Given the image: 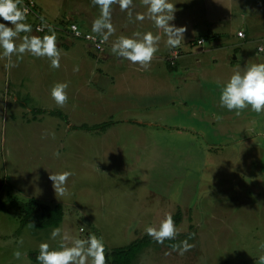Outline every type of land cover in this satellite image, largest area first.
<instances>
[{"label":"rangeland","instance_id":"1","mask_svg":"<svg viewBox=\"0 0 264 264\" xmlns=\"http://www.w3.org/2000/svg\"><path fill=\"white\" fill-rule=\"evenodd\" d=\"M55 1L62 11L46 14L37 3V13L61 36L77 7L64 12L67 0ZM172 2L175 20L186 27L183 46L170 53L159 48L160 60L142 73L126 70L123 61L119 72L129 77L119 85L108 81L104 88L94 81L87 87L84 74L63 62L36 79L31 55L13 68L0 58V264H38L28 254L39 253L43 242L53 249L60 243L49 238L54 228L20 226L18 205L30 199L61 206L58 227L72 237H101L107 253L149 239L133 264H264V113L246 109L237 116L219 107L220 88L241 70L242 59L224 78L215 76L222 70L213 61L216 54L209 41L202 50L211 53L199 54L203 38L197 36L210 25L222 35L241 27L264 37V0ZM212 12L219 15L215 24ZM175 51L178 58L191 53L189 67L181 58L170 66ZM257 60L264 63V53ZM58 82L69 85L62 107L50 95ZM63 171L73 175L68 194L59 197L49 177ZM169 213L179 234L157 244L145 228ZM185 239L195 247L184 255L172 251L170 245Z\"/></svg>","mask_w":264,"mask_h":264},{"label":"clouds","instance_id":"2","mask_svg":"<svg viewBox=\"0 0 264 264\" xmlns=\"http://www.w3.org/2000/svg\"><path fill=\"white\" fill-rule=\"evenodd\" d=\"M91 3L99 9L98 17L92 22L91 31L100 37L101 43L107 42L115 33L111 22L113 6L118 5L120 10L127 12L129 19H132L130 9L133 0H91ZM142 5L146 12L137 13L135 21L143 22L148 19L157 29L163 30L167 47L179 48L184 42L186 27H178L172 23L175 20V3L172 0H142ZM40 19L42 26L48 28V34L31 35L33 28L27 22L28 9L23 0H0V58L10 62L8 68L17 67L25 54L37 59L46 58L52 69L61 67V52L57 46L55 29L47 24L43 16ZM161 39V35H154L151 31L135 32L131 37L122 35L112 43L111 53L117 61H127L147 69L159 51ZM73 71L78 72L79 67L74 66ZM68 87L67 82H58L52 86L50 95L56 105L62 107L68 101ZM218 104L220 108L234 112L237 116L246 109L257 114L264 113V63H253L247 68L241 67V70L232 72L220 88ZM54 155L59 157L60 154L57 152ZM72 175L71 171L50 175L56 196L64 197L68 194V181ZM145 232L157 244L173 241L179 234L170 213L166 214L158 225L147 226ZM49 238H59L60 243L54 249L47 242L41 243L36 257L38 264H106L104 241L95 234L81 239L72 237L62 228L56 227L51 230ZM170 247L177 254L184 255L195 245L185 239ZM261 247L264 249V245ZM14 256L19 259L21 253L16 251ZM261 260L264 261V257H261Z\"/></svg>","mask_w":264,"mask_h":264},{"label":"crops","instance_id":"3","mask_svg":"<svg viewBox=\"0 0 264 264\" xmlns=\"http://www.w3.org/2000/svg\"><path fill=\"white\" fill-rule=\"evenodd\" d=\"M55 3H56L55 0H48V1L47 0L46 1L36 0L37 6L41 5L40 9H42V12L46 14L50 12L57 13V8H59V4L58 3L55 4ZM63 5H64L63 7L64 12L65 11L68 12L69 10H71V6L77 7L75 8L77 17L75 20H72L74 22H71V23L78 25V27L81 28V30H83L84 32L97 35L91 31V25H92L93 20L96 17H98L99 9L92 5L91 0H67L66 3H63ZM130 11L132 12V19H129L127 12H122L118 5L113 6L111 22L113 24V27L115 28V33L106 42L110 47L107 45L108 48L102 54L96 55V53L93 52L91 46L88 43L83 42L81 40H73L64 32L60 33L61 36H57V46L61 52V64L63 62L64 63L63 66L64 67L68 66L69 68L68 70L70 71L73 70L74 65L78 66L79 71L76 73V75L84 74L83 77L85 79L83 80V82H85V86L90 87L89 84H92V82L94 81L97 82L98 86H104V85L106 86L108 81H111L112 85L114 84V82H117V84L119 85L120 81L126 82L128 80L129 76L127 74L129 73L119 72V67L122 66L123 62L117 61L115 56L111 55L112 43L118 37L122 35L131 37L133 33L135 32H145V31L153 32L152 31L153 24L148 19H145L143 22L135 21V15L137 13L146 12V9L142 5V0H133V5ZM217 16L214 15V13L212 16H210V19L213 22V24H215L216 22H219V21H216ZM27 22L30 24L32 23V22H29L28 20ZM178 22L177 20H175L172 23H174L176 26L179 27L180 25H178ZM5 23H8V22H5ZM32 28H33V23H32ZM210 28H211L210 25L208 26L205 25L204 28L202 29L204 31L199 33V35L197 36L203 38L202 40H204V43L201 45L202 48H200V50H202L203 47L206 45V43L209 41L211 43L210 50L212 51L213 54H216V56L214 55V57H212L213 61L215 62V66L220 67L222 70L216 72L215 76L219 78H224L228 69L232 70L234 66L240 67L236 63L239 61L238 59L239 56L242 59L241 60L242 68L243 67L247 68L253 63H259L257 60V57L259 54L264 53V50L263 52L257 51L258 47L260 46L263 47V45L260 44L261 41H264V37L261 34H258V33L249 34L247 33L246 30L239 27V29H235L233 31H226L227 33L222 35L221 33L222 31L215 30L213 32V30L210 31ZM238 30L244 31L245 37L243 39H239L237 37L236 34L237 32H239ZM35 34L36 36L46 35V34L41 35V34L35 33L34 28H33V32L31 33V35H35ZM153 34L161 35L162 39L160 41L159 48L161 50L165 49L167 53H170L172 49L166 46V38L163 36V30L157 29L155 27V31L153 32ZM74 41H78V42H74ZM18 43H20V41H18ZM182 43L184 44V42ZM182 43L180 47L183 46ZM253 43L257 44L255 46L254 51L252 49L249 50L246 48L248 45L253 44ZM211 51H209V49H205V51L202 50L201 52H199V54L200 53L208 54V53H211ZM24 58L25 60L27 59L29 61L28 56H24ZM154 58L156 60H160L155 56ZM180 58L176 60V66ZM35 59H36V79L42 78L44 76H48V73L47 72L43 73V70H48L50 68V62L46 58L37 59V58L32 57V60L35 61ZM191 59H192L191 53L189 55H185L183 53V57L180 59V61L186 62V63L183 62V65L186 68L190 66ZM96 62H98V64H96ZM197 65H199L198 69L201 71L202 69L200 68V63L197 62ZM126 68H127L126 70L133 69L134 72H137V73H142L143 70H146V69L140 68L139 66L132 65L128 63L127 61H126ZM172 70H175V68H173ZM196 77L197 78H195V82L196 81L197 83L200 82L199 80L200 75L197 74ZM129 82L130 84H133L134 81L132 82L129 81ZM37 83L39 82L36 81V84ZM184 84L186 83L183 82V85ZM172 89H173V86H172ZM38 111H42V110H38ZM44 111L45 110H43L42 113H45ZM51 113L52 112H50V114ZM59 113L62 115L61 112ZM61 115L55 114V116H58V117H60Z\"/></svg>","mask_w":264,"mask_h":264},{"label":"trees","instance_id":"4","mask_svg":"<svg viewBox=\"0 0 264 264\" xmlns=\"http://www.w3.org/2000/svg\"><path fill=\"white\" fill-rule=\"evenodd\" d=\"M33 24L35 23L33 22ZM38 112L42 113V111ZM51 114L61 115L59 112H52ZM107 125L108 124L105 123L100 126H104V130ZM80 128L82 130H90L86 125ZM18 210L20 226L22 228L26 226L33 229L56 228L61 224L63 219V208L61 206L57 205L51 208L32 199L25 203H20L18 205ZM149 244L150 240L144 238L139 241L131 242L125 247L116 248L109 253L106 252V264H133L137 260V256L141 254ZM37 255L38 253H30L28 257L37 263Z\"/></svg>","mask_w":264,"mask_h":264},{"label":"built area","instance_id":"5","mask_svg":"<svg viewBox=\"0 0 264 264\" xmlns=\"http://www.w3.org/2000/svg\"><path fill=\"white\" fill-rule=\"evenodd\" d=\"M23 4L28 9V18H32L35 20V26L34 30L38 34H47L48 28L42 26L40 16L37 13V6L34 0H23ZM48 25L50 23L47 22ZM60 32L66 33L69 37L75 39V40H81L83 42L88 43L96 52L103 53L105 49L107 48V43H101L100 37L91 33L84 32L81 30V28L78 27V25L74 23H69L64 26V28H61ZM79 33V35H77ZM237 37L239 39H243L245 37L244 32L241 30L237 32ZM198 43L201 45L204 43V40L198 41ZM263 47H258V52H263ZM178 59V52L175 51L169 58L168 62L170 63L171 67H174L176 64V60Z\"/></svg>","mask_w":264,"mask_h":264}]
</instances>
